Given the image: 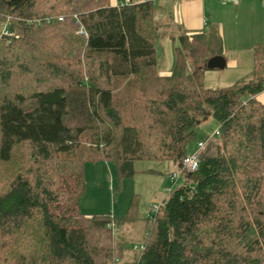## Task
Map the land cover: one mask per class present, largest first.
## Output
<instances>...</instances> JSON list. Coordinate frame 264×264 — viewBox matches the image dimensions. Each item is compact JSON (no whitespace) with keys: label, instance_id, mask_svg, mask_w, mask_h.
<instances>
[{"label":"trees","instance_id":"trees-1","mask_svg":"<svg viewBox=\"0 0 264 264\" xmlns=\"http://www.w3.org/2000/svg\"><path fill=\"white\" fill-rule=\"evenodd\" d=\"M157 13L154 0H0V264H117L115 229L138 213L80 212L86 163L112 161L120 179L137 159L181 166L208 117L216 152L148 218L129 264H264V44L249 77L207 88L219 31L171 33L163 74Z\"/></svg>","mask_w":264,"mask_h":264},{"label":"rangeland","instance_id":"rangeland-1","mask_svg":"<svg viewBox=\"0 0 264 264\" xmlns=\"http://www.w3.org/2000/svg\"><path fill=\"white\" fill-rule=\"evenodd\" d=\"M234 20V18L229 17V21H231L229 24ZM253 25L252 31H255L258 24L254 22ZM230 28L233 33L235 28ZM165 29L168 33H176L177 30H182V26L176 23L171 11L167 18L160 22V30ZM211 30H216V28ZM255 32H260V28ZM222 45L223 40L219 38L210 43L203 61L209 59L214 53L220 52ZM242 80L244 78L239 81ZM204 85L205 87L208 86L205 76ZM218 129L219 124L213 117L204 119L196 127L198 138L213 136V141L208 143L205 152H216V145L220 141L219 135H216ZM197 141L192 142L190 151L194 149L193 146H196L195 142L197 143ZM133 168L134 174L131 177L120 179L114 162L105 160L87 162L85 165L86 188L78 206L80 212L89 216L111 214L118 218H124L130 207H133L138 213L137 218L121 222L114 232L115 236L116 233L118 234V239L123 242V246L127 247L129 252L131 249L133 250V244L144 242L148 228L151 226V221L148 219L151 210L155 207H161L162 210L165 200L176 188L185 183L186 178V173L181 171L179 164L168 160L137 159L134 161ZM174 172L179 174L176 181L172 178ZM74 183L73 180L70 181L72 187ZM57 211L55 209V212ZM136 252L139 253V251ZM116 263L118 264L119 260Z\"/></svg>","mask_w":264,"mask_h":264},{"label":"crops","instance_id":"crops-1","mask_svg":"<svg viewBox=\"0 0 264 264\" xmlns=\"http://www.w3.org/2000/svg\"><path fill=\"white\" fill-rule=\"evenodd\" d=\"M131 1L143 0H110V3L120 5ZM154 1L158 6L157 18L160 21L166 19L171 11L176 23L182 26V30H177V34L185 33L192 37L207 34L212 28L219 31L223 40V50L222 54L216 55L225 58L226 66L206 71L205 81L208 88L228 87L251 75L255 65L254 50L258 45L264 44V0H239L237 4L224 0ZM229 17L235 19L231 24ZM254 22L258 24L255 31L260 28V32L252 31ZM230 27L235 28L234 36ZM175 37L171 33H166L157 43L159 71L163 74L170 73L173 66L174 48L178 44ZM257 98L264 102V91L259 93ZM124 249V255L119 259V263L129 264L134 261L137 252L134 249L129 252L125 246Z\"/></svg>","mask_w":264,"mask_h":264},{"label":"built area","instance_id":"built-area-1","mask_svg":"<svg viewBox=\"0 0 264 264\" xmlns=\"http://www.w3.org/2000/svg\"><path fill=\"white\" fill-rule=\"evenodd\" d=\"M227 2H232L237 4L239 0H224ZM60 20H63V17H59ZM81 33H84L85 31L83 29H80ZM216 135H220L219 129L216 131ZM213 136H208L207 138L200 139L197 141L195 148L190 151L183 159L181 164V171L182 172H192L197 170L201 157L205 150L207 149L208 143L212 140ZM179 174L177 172H174L172 175V178L174 181L177 180ZM161 207H155L151 210V213L149 214L150 219H154L156 215L160 212ZM132 248L136 251H143L145 249V244H133Z\"/></svg>","mask_w":264,"mask_h":264},{"label":"water","instance_id":"water-1","mask_svg":"<svg viewBox=\"0 0 264 264\" xmlns=\"http://www.w3.org/2000/svg\"><path fill=\"white\" fill-rule=\"evenodd\" d=\"M207 68L214 69V68H224L226 66V60L221 55H215L208 59L207 61Z\"/></svg>","mask_w":264,"mask_h":264}]
</instances>
